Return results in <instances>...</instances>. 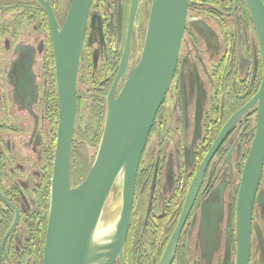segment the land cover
<instances>
[{
	"label": "flooded vegetation",
	"instance_id": "af4514ba",
	"mask_svg": "<svg viewBox=\"0 0 264 264\" xmlns=\"http://www.w3.org/2000/svg\"><path fill=\"white\" fill-rule=\"evenodd\" d=\"M44 3L62 26L73 0H0V264H42L45 254L59 100ZM151 5L90 2L72 186L73 168H86L81 147L97 150L108 97L141 57ZM263 75L246 0H189L175 73L143 150L127 238L113 264H238L239 198L259 101L228 124L258 94ZM115 217L102 220L111 225ZM247 264H264V164Z\"/></svg>",
	"mask_w": 264,
	"mask_h": 264
},
{
	"label": "water",
	"instance_id": "95a60500",
	"mask_svg": "<svg viewBox=\"0 0 264 264\" xmlns=\"http://www.w3.org/2000/svg\"><path fill=\"white\" fill-rule=\"evenodd\" d=\"M90 2L73 0L62 26L44 3L57 79L59 125L42 264H113L122 255L140 160L175 73L189 4V0H152L141 57L119 93L111 91L94 161L84 179L72 186L76 82ZM246 3L258 29L264 62V0ZM125 61L126 57L119 76ZM256 101L260 103L257 134L245 165L239 198L238 264H247L249 260L250 217L264 164V75L258 94L228 126ZM115 186L121 188L120 210L108 230L102 232L103 212Z\"/></svg>",
	"mask_w": 264,
	"mask_h": 264
},
{
	"label": "rangeland",
	"instance_id": "374dc122",
	"mask_svg": "<svg viewBox=\"0 0 264 264\" xmlns=\"http://www.w3.org/2000/svg\"><path fill=\"white\" fill-rule=\"evenodd\" d=\"M86 126H91V123H85ZM86 145V146H85ZM84 147H81L80 149V156L81 161L86 168L92 165L95 155H96V148H91L90 145L87 146L85 144ZM87 148V149H86ZM98 149V147H97ZM121 206V188L119 186H115L113 190L111 191V194L107 200V203L105 205L104 214H103V220H109L114 218V215L116 216L120 210Z\"/></svg>",
	"mask_w": 264,
	"mask_h": 264
},
{
	"label": "trees",
	"instance_id": "16d2710c",
	"mask_svg": "<svg viewBox=\"0 0 264 264\" xmlns=\"http://www.w3.org/2000/svg\"><path fill=\"white\" fill-rule=\"evenodd\" d=\"M88 170H89V166L87 168L80 170L78 168L77 169L73 168V183L76 184L82 181L86 176Z\"/></svg>",
	"mask_w": 264,
	"mask_h": 264
},
{
	"label": "bare ground",
	"instance_id": "6f19581e",
	"mask_svg": "<svg viewBox=\"0 0 264 264\" xmlns=\"http://www.w3.org/2000/svg\"><path fill=\"white\" fill-rule=\"evenodd\" d=\"M109 223L108 222H104L103 220L101 221V224H100V231L102 232H105L108 230V227H109Z\"/></svg>",
	"mask_w": 264,
	"mask_h": 264
}]
</instances>
